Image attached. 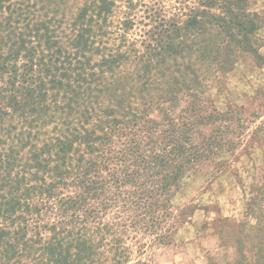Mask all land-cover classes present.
<instances>
[{
    "label": "trees",
    "instance_id": "16d2710c",
    "mask_svg": "<svg viewBox=\"0 0 264 264\" xmlns=\"http://www.w3.org/2000/svg\"><path fill=\"white\" fill-rule=\"evenodd\" d=\"M39 1L0 0V264H143L125 237L169 245L187 182L234 155L235 111L207 105L203 81L259 57L260 18L247 0H200L150 16L139 41L129 20L108 34V0L66 28Z\"/></svg>",
    "mask_w": 264,
    "mask_h": 264
},
{
    "label": "rangeland",
    "instance_id": "374dc122",
    "mask_svg": "<svg viewBox=\"0 0 264 264\" xmlns=\"http://www.w3.org/2000/svg\"><path fill=\"white\" fill-rule=\"evenodd\" d=\"M93 1L96 0H42L36 7L40 15L62 21L66 28L78 10ZM108 1L112 2L106 16L108 34H117L119 24L129 20L132 28L127 35L139 41L152 30L150 16L159 14L178 20L200 5V0ZM247 4L260 18L253 36L259 57L240 53L232 68L216 76L207 75L203 81L207 105L219 112L232 108L233 129L242 127L230 138L236 144L234 155L221 174L187 182L176 202L180 207H189L190 212H186L184 223L177 224L169 245L145 246V251L139 252L138 244L149 245L148 238L134 234L125 237L133 261L237 264L240 254L245 255L246 264H252L254 256L262 255L264 259V0H247ZM258 127L261 128L256 132ZM213 128H203L202 132L208 134ZM254 131L256 134H252Z\"/></svg>",
    "mask_w": 264,
    "mask_h": 264
}]
</instances>
